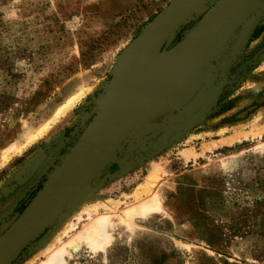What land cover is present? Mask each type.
I'll use <instances>...</instances> for the list:
<instances>
[{"label":"rangeland","instance_id":"rangeland-1","mask_svg":"<svg viewBox=\"0 0 264 264\" xmlns=\"http://www.w3.org/2000/svg\"><path fill=\"white\" fill-rule=\"evenodd\" d=\"M131 1L0 0V235L82 137L79 108L102 94L147 28L140 13L148 1L122 11ZM220 1L177 29L166 49ZM237 28L209 58L195 59L198 85L174 108L178 120L152 107L155 121L136 124L115 176L102 170L13 264H43L103 214L109 244L95 250L84 242L67 264H264V0ZM152 200L158 208L145 217L126 215Z\"/></svg>","mask_w":264,"mask_h":264},{"label":"water","instance_id":"water-1","mask_svg":"<svg viewBox=\"0 0 264 264\" xmlns=\"http://www.w3.org/2000/svg\"><path fill=\"white\" fill-rule=\"evenodd\" d=\"M213 1L173 0L129 44L118 61L110 83L104 86L103 94L97 101V114L90 126L57 169V173L50 177L26 209L0 235V264H13L21 252L56 222L72 200L90 187L96 176L116 158L124 142L133 135L136 124L147 123L135 122L138 109L135 99L128 96L137 73L162 67L180 57L182 59L178 68L185 63H195V59L203 60L200 58L203 48L212 46L210 52L216 49L214 42L230 28L228 24L234 20L245 22L260 2L246 0L243 3V0H238L235 3L240 6L234 13L212 18L208 16L205 20L208 23L197 28L196 34L166 49L165 44L171 35ZM252 29L253 26H249L246 35ZM102 146L106 148L102 149Z\"/></svg>","mask_w":264,"mask_h":264},{"label":"crops","instance_id":"crops-1","mask_svg":"<svg viewBox=\"0 0 264 264\" xmlns=\"http://www.w3.org/2000/svg\"><path fill=\"white\" fill-rule=\"evenodd\" d=\"M142 0H133L129 4H124L122 8V11L127 12L128 10L134 8L136 5H138ZM149 7L148 9L144 10V12L140 13L144 17V21L146 20L148 24L152 23L160 14H162L166 8L170 6V4L173 2V0H147ZM224 0H222L223 2ZM238 0H232L230 4L225 5L222 7L221 2H219L210 12H208L206 15L202 17V19L197 23V25L193 28V30H189L187 33H185L182 40L185 38H188L192 34H196L198 31L197 28L202 27L203 25L207 24L208 21L205 22V20L208 18V16L215 10L218 9L221 5V9L218 12L216 16L220 15H230L234 13L240 6V4L235 3ZM246 2V0H243V3ZM242 4V3H241ZM221 13V14H220ZM234 19V18H233ZM228 26V30H225L221 35V38L216 40L214 44H216L215 47H219L222 44L226 42V40L229 37H232L237 34V27L241 25V23H238L237 21L230 22ZM197 30V31H196ZM253 30L249 32L252 33ZM248 35V36H249ZM173 48V47H172ZM212 46H209L203 48L204 52L201 53L200 58L206 59L210 57V49ZM171 49V48H169ZM168 49V50H169ZM208 50V53H207ZM182 58H177L176 60H173L172 62H168L164 66H158L153 67L150 69H147L144 73H137L136 77L134 78V83L130 86V91L128 92V96L130 98L133 97L136 102V119L135 122H151L155 121L153 118H148V116L152 115V112L150 109L154 106H164L167 110L170 108V111L167 113V110L164 116H171L173 117V121L178 120L177 112L174 110L177 106H179L182 101L187 100L186 102L189 103V99L193 98V94L195 89L197 88V83L195 81V70H194V63H185L183 67L178 68V65L180 63V60ZM203 61V60H202ZM165 92V101L156 102L158 99H162V94ZM103 94V91H102ZM97 94V96H94V98H91L88 102H86V105L79 108L80 114L77 118V121L79 123V127L81 130H86L90 124L93 121V118H95L97 114V101L99 97L102 95ZM91 105V106H90ZM87 106H90L87 107ZM172 111V112H171ZM171 112V113H170ZM92 119V120H91ZM85 132V131H84ZM83 134V133H82ZM80 140V139H79ZM78 140V141H79ZM76 142V144L78 143ZM75 144V143H74ZM73 146L75 147V145ZM74 147L70 148V151L64 152L62 155V159L57 162V165H55V162L53 164L51 169V166L48 168L49 173L47 176H53L57 173V169H59L62 166L63 161L65 158L71 153ZM120 167V162L117 158H114L109 165L106 167V169L111 170L110 176H115V172H118V168ZM114 173V174H113ZM93 187L90 186L89 189Z\"/></svg>","mask_w":264,"mask_h":264},{"label":"bare ground","instance_id":"bare-ground-1","mask_svg":"<svg viewBox=\"0 0 264 264\" xmlns=\"http://www.w3.org/2000/svg\"><path fill=\"white\" fill-rule=\"evenodd\" d=\"M79 92H80L79 94H77L76 96H74L71 99H69L68 102L58 110L56 115H62L66 110H68L76 102H78L84 95V92H81V91H79ZM261 117H262V114H260L257 118H261ZM45 129H46V127H45ZM139 194L141 195V193L138 192V195ZM78 195L76 197H78ZM138 195L136 193V197H138ZM101 204L104 205L105 202L104 203L101 202ZM92 206H95V205H92ZM157 208H158V204L156 203V200L155 201L154 200H152V201H144L141 204H139L137 207H134V208L131 207V209L126 211V215L128 217H130V218H133V217L135 218L136 216L145 217L148 213L154 211V209H157ZM63 212H62V214H63ZM108 216L109 215H104V214L103 215H98V217L90 224L89 227L87 226L86 228H84L85 229L84 231H82L78 235H76L73 238H71L68 242L62 244L61 247L58 248L57 250H54V251L51 250V252L48 255L47 261L43 262V264H67L68 260L72 256H74V254H76L78 252V250L81 249L82 243H84V242L87 243V245H89L92 249H95V250L105 249V247L109 244V241H110V238H109V236L107 234V226H108V223H109ZM66 229H67V227L64 230L66 231ZM50 249H52V247Z\"/></svg>","mask_w":264,"mask_h":264},{"label":"trees","instance_id":"trees-1","mask_svg":"<svg viewBox=\"0 0 264 264\" xmlns=\"http://www.w3.org/2000/svg\"><path fill=\"white\" fill-rule=\"evenodd\" d=\"M261 34V29H256L255 32H254V37H259V35Z\"/></svg>","mask_w":264,"mask_h":264}]
</instances>
